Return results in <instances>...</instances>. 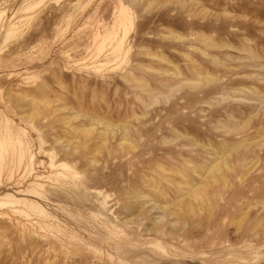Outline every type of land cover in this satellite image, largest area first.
I'll use <instances>...</instances> for the list:
<instances>
[{"label": "rangeland", "instance_id": "obj_1", "mask_svg": "<svg viewBox=\"0 0 264 264\" xmlns=\"http://www.w3.org/2000/svg\"><path fill=\"white\" fill-rule=\"evenodd\" d=\"M0 264H264V0H0Z\"/></svg>", "mask_w": 264, "mask_h": 264}, {"label": "bare ground", "instance_id": "obj_2", "mask_svg": "<svg viewBox=\"0 0 264 264\" xmlns=\"http://www.w3.org/2000/svg\"><path fill=\"white\" fill-rule=\"evenodd\" d=\"M131 21H132V17L125 13V12H121L118 16V18L116 19V22L118 26H121V27H126L127 25L131 24ZM176 37V36H175ZM197 37L199 38V41L203 44H206L207 46L209 47H214V46H217V47H223V46H229V45H225V44H222V45H219L217 43H215L213 41V38L212 36H206L203 32H200L198 33ZM117 45H115L114 47V50H117L119 49V44L118 42L116 43ZM242 50H245L247 53L253 55V51L252 49L250 48H246L245 46L243 48H241ZM203 52V51H202ZM204 53V52H203ZM245 55V54H244ZM258 66H262V63H259ZM255 71V70H254ZM261 71V70H260ZM256 73V72H255ZM208 75V74H206ZM205 76V75H204ZM262 76V75H261ZM193 82V81H192ZM244 82V81H243ZM246 82V81H245ZM235 83V82H234ZM241 84V83H240ZM244 86V85H243ZM246 88H247V85H246ZM245 88V89H246ZM247 90V89H246ZM82 129H85V130H89L90 128L88 126H86L85 124L82 123V126H81ZM75 129V128H74ZM73 129V130H74ZM104 133V132H103ZM72 136L71 138H77L75 137V135H70ZM124 137V136H123ZM69 139V137H68ZM94 147V146H93ZM19 156V154H18ZM21 161V160H20ZM53 165V164H52ZM61 167H65L66 165L64 163H61L60 164ZM36 178V177H35ZM194 182V183H193ZM192 183H190V186L193 188L196 186V182L197 181H193ZM40 183V182H39ZM35 184V183H34ZM42 184V183H41ZM33 185V184H32ZM36 185V184H35ZM31 187V186H30ZM33 187V186H32ZM36 189L34 188V191ZM37 192V191H36ZM152 194V193H151ZM159 195H163L161 192ZM143 196H147V202H150V209H158L159 211L157 213L154 214V219L155 221H161L164 219V212L165 210H168V214L169 215H176L177 213V209L175 208L174 204L172 202H160L158 199H155L152 195L148 194V193H143ZM179 196H182V195H179ZM10 197V196H9ZM10 203V202H9ZM24 203V201H23ZM125 203V202H124ZM172 203V204H171ZM12 206V205H11ZM31 209V208H30ZM34 209V208H32ZM24 211V210H23ZM152 215V214H151ZM47 217V216H46ZM150 219V218H149ZM173 221V220H172ZM46 224V223H45ZM151 230V229H150Z\"/></svg>", "mask_w": 264, "mask_h": 264}]
</instances>
